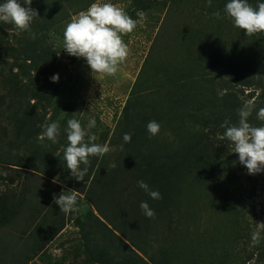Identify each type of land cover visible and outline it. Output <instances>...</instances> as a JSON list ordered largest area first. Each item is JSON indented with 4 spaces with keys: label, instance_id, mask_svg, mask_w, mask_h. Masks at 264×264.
Here are the masks:
<instances>
[{
    "label": "rangeland",
    "instance_id": "obj_1",
    "mask_svg": "<svg viewBox=\"0 0 264 264\" xmlns=\"http://www.w3.org/2000/svg\"><path fill=\"white\" fill-rule=\"evenodd\" d=\"M157 1L155 7L143 9L148 0H111L116 6L123 8L133 19H140L136 15L138 10H143L146 13V19L143 22L138 23L131 33L122 35L123 41L128 45L129 53L114 76L98 74L93 76L83 59L70 56L63 50L65 26L79 13H73V5L70 7L64 5L65 11L69 13L68 18L45 32L47 50L44 51L48 53V63L34 69L30 61L27 60L26 67H23L26 71L30 70L29 75L21 79L26 95L30 97L37 92L39 93L35 99L30 101V104H37V117L40 124H35L33 139L27 146L19 144L13 134L12 126L7 123L12 115L11 112L16 111V105H13L8 111L6 105L10 103L8 94L10 91L3 89L4 83L0 82V97L3 100L0 110H4L0 113V153L4 152L5 154L4 159L0 158V196L6 199L9 205L13 204L14 206L18 203L17 198H25L24 203H22L21 214H17L14 219L8 221L0 229V264H117V260L119 263L121 254L114 260V252L110 250V247L116 243L114 235L121 238L123 242H128L118 232H109L98 226L97 222L89 215V213H94L95 216L97 214L85 195L92 178L98 173L105 172L104 166L106 164L111 165L115 162L120 153L119 148L124 143L122 138L124 132L131 133L139 124L141 125L143 116L149 111L148 103L152 104L154 97H160L161 103V98L165 93L163 86H159L162 94L145 93L137 95L132 93L133 84L143 69L145 59L150 58V61L152 60L151 67H149L150 64L144 67L147 70L145 73L151 71L155 65L162 61H169L170 64L174 62L175 66L179 63L183 66L184 58L188 54L186 53L188 45L182 44L181 48L176 49L174 44L180 46V42L192 43L188 39L193 32L192 28L198 35L200 34L205 19H199V14H207L204 16L210 21L209 23H212L213 29L210 30L211 26H204V31L202 30L203 37L210 40L208 47H211V50L201 58L198 72L205 76L206 81L210 78L214 79L211 88L220 95L224 93L223 89L225 88L221 82L225 83V86L231 87L243 103L252 101L259 95L260 89L256 83L248 89H241L239 85L246 81L251 82L249 74H240L235 78L231 75L227 76L221 65L223 61L219 62L225 55L234 54L236 49V42L233 43L232 35L229 34L233 33L232 30L235 28L233 23L222 25V28L227 29L226 32L222 31V37H219L220 41H218L216 36L210 35V32L216 30L215 26L220 20V15L219 13H212L207 1L189 0L186 4L181 5H171L169 4L170 0H167L165 5L161 4V0ZM160 33L162 35L159 38ZM164 36L169 38L165 39ZM223 42H227L232 48H228L230 50L227 51ZM14 43L15 40L10 32L3 31L0 62L5 61L7 68H10V65L19 57L18 47ZM211 43H213L212 46ZM240 44L242 45L244 42L241 41ZM196 54L194 53V55ZM20 58L23 59V57ZM247 60L252 64L251 59L247 58L245 62ZM240 64L239 57L235 56L234 66L239 67ZM54 73H59L58 82H52L50 79ZM207 84L211 86L210 82ZM238 90H243V94ZM46 91L52 95L51 98L49 97L48 103L41 96ZM248 92H253L251 98L248 96ZM16 93L17 97H21L18 96L22 95L20 91H16ZM208 95L209 91H207ZM45 96L48 98L47 95ZM16 99L14 98V101ZM128 103L133 107L125 116V106ZM56 107L58 110L55 120L60 123L61 136L55 144L47 140L41 143L37 138L42 131L41 125L52 121ZM43 108L45 109L43 110ZM93 117L96 120V126L90 129V132L97 137L95 143L108 144L112 150L102 158L90 157L89 179L77 181L71 176L63 159L64 147L67 144L63 129L67 126L68 119L76 118L81 121L82 126H86L88 120ZM202 121V117L195 115L191 118L187 117L183 123V128L186 132H192ZM177 125L175 120L169 124H161L157 135L162 136L164 134L169 140H173V132H171L170 127L175 126L177 128ZM160 143L162 141L151 143L146 138L139 137L136 144L138 150L133 152L136 157L135 160L145 152V158L147 154L159 158L162 154ZM31 164H35L39 171H36L33 176L26 177L28 173L24 167H29ZM242 173H238V175L242 177L243 191L242 187L230 189V193L234 195L230 203L232 208L235 207V211L239 213L240 222L237 226L239 234L242 233L241 227L253 234L251 243L247 245V248L250 249L264 229V215L261 211V204L264 202V189L262 184L258 182L255 191L252 192L250 181ZM246 174H248L247 171ZM201 176L198 175V177ZM253 176L257 180L260 177L258 173L253 174ZM59 177L64 178V184L58 180ZM25 179L30 187L29 192L22 189V183ZM196 179L199 185L207 188L209 183L207 180L204 178ZM236 185L237 183L234 182V186ZM117 188L121 197L126 198L128 191L122 190L121 183L117 185ZM211 189L213 188L211 187ZM62 191H65V194L76 195L77 202L81 207L75 213L60 212L54 197ZM213 197L211 196L212 200ZM195 208L197 210L195 224L189 215L183 220L186 223L185 227L192 230L194 243L189 252L186 253L184 252L186 249L177 242V251L183 252L181 257L188 261H197L198 264H220L221 260H224V263L221 264H238V259L243 257L242 254L238 255L243 242L239 237H235L236 231L232 227H226L228 224L227 214L221 215L224 218L222 220L224 221L223 225H221L220 219H218L220 216L215 214L214 218L210 209L205 208L201 201ZM39 210L42 211L40 215H38ZM43 215L46 216L44 218L47 221L44 219L45 223L40 224ZM172 217L175 220L176 214L173 213ZM156 219L157 215L151 219L153 221L150 226L152 236L149 237L151 241H148L150 243L149 247L146 248V255L137 252L144 259H147L148 255L156 254L157 243L154 239L161 241L165 235L164 227L160 232L155 228ZM102 221L104 222V219ZM39 224L50 231L53 230V232H51L50 241L43 246L40 254L33 256L34 243L32 237L35 236L37 229L40 232L43 230L37 226ZM106 225L111 228V224L106 223ZM171 226H175L174 222ZM25 229L26 233L19 236V233ZM215 238L220 240V244L214 245L211 242ZM198 239H200L201 245L196 248L195 243ZM93 248L96 250L92 251ZM104 250H108L107 253ZM94 255L100 256V263L94 259L95 257L93 258ZM155 258L158 260L159 256L156 255ZM257 260L258 255L255 254L253 259L248 263L246 261L245 264H256Z\"/></svg>",
    "mask_w": 264,
    "mask_h": 264
},
{
    "label": "trees",
    "instance_id": "obj_2",
    "mask_svg": "<svg viewBox=\"0 0 264 264\" xmlns=\"http://www.w3.org/2000/svg\"><path fill=\"white\" fill-rule=\"evenodd\" d=\"M93 1L32 0L31 7L38 11L39 18L32 22L30 31H20L13 24L0 22V49L2 47L3 31H8L12 35V38H14V45L18 47L19 53V57L10 65V68H7L5 61L0 62V82L4 83L3 89L10 91L8 93L10 103L6 105L8 106V111L13 105H16V111L11 112L12 115L7 123L12 126L13 134L19 144L29 145L34 136L35 124H40L37 117V104H30V101L35 99L39 93H33L34 95L30 97L27 96L25 89L23 90L24 85L21 82V79L28 76V72H30V70L26 71L23 68L24 66L26 67V61H30L34 69L48 63L49 56L44 51L47 50L45 32L68 18L69 13L65 11L64 5H69V7L73 5L72 11L73 13H77L86 9ZM187 1L189 0H170L169 4L181 5L186 4ZM204 1L208 2L212 13H219L220 15V20L217 21V26H215L216 30L210 32L211 36H216V40L220 41L219 37H222V31L226 32L225 30L227 29L222 28V25L232 23L225 13L226 0ZM160 2L163 5L167 4V0H161ZM157 3V0H148L147 5L143 9H151ZM249 3L255 7L258 0H249ZM204 15L207 14H199L198 17L201 20L205 19L203 21L204 26H211L210 30H212V23H209L210 21ZM191 30L193 32L188 39L192 43L180 42V46H177L176 43L174 44L176 49L178 47L181 48L182 44L188 45L186 48V53L188 54L184 58L183 66L179 63L175 66L174 62L170 64L169 61H162L158 65H155L151 71L145 73L147 70L144 67L147 64H150L149 67H151L152 64L150 58L145 59L143 69L133 84L132 93L137 95L145 93L162 94L159 86H163L165 93L161 98V103L160 97H154L152 104L148 103L149 111L143 116L140 122L141 125L139 124L130 133L131 141L128 143L124 142L122 144L123 148H119L120 153L114 162L116 166L112 167L113 163L111 165L106 164L104 166L105 172L98 173L92 178L85 195L97 214L95 216L94 213H89V215L97 222L98 226L105 228L109 232H118L128 242H123L121 238L114 235L116 243L114 246L111 243L112 247H110V250L114 252V260L121 254V259L119 263L117 260V264H198L197 261H188L181 257L183 252L181 250L177 251V242L186 249L184 251L186 253L192 248L191 246L194 243L192 230L185 227L186 223L183 220L189 215L195 224L197 216L195 206L200 201L205 208L210 209L211 215L214 218L215 214L220 216L218 219H220L221 225L224 222L222 221L224 219L223 216L227 214L228 224L226 227H232L236 231L235 237H239L243 242L241 251L238 254H242L243 257L237 258L239 260L238 264H245L246 261L248 263L253 259L255 254L258 255L256 264H264V229L261 231L256 243L248 249L247 245L251 243L253 234L242 227L240 228L242 233L239 234L237 230L240 222L239 213L235 211V207L232 208L230 203L234 197L230 193V189L242 187L243 191L242 177L238 173L244 172L242 174H245L250 181L252 192H254L258 182L262 184L264 189V171L258 173L260 175L258 180L253 174H246L247 169L240 165L238 154L232 152L233 147L228 141L221 139L224 132L221 124L225 120L229 124L238 123V110L244 103L240 101L237 93L231 87L225 86L226 84L223 82H221V85L225 87L223 89L224 93L220 95L215 92L211 88L214 79L210 78L206 81L205 76L198 72L201 58L211 50V47H208L210 40L203 37L202 30L199 35L194 31V28ZM232 32L229 34L232 35L233 43L234 41L236 42L234 54L225 55L219 62L223 61L221 65L227 76L231 75L235 78L240 74H249L251 82L246 81L239 84L241 89L253 87L254 83L260 89L259 95L251 101L256 105V109H254L252 115L249 117L251 124L259 126L264 123L256 119V110L264 107V32L247 36L243 30L237 27ZM33 33H35V38H33ZM161 35L162 33L159 34V38ZM241 41L244 44L241 45ZM227 42L223 43L226 45L227 51H229L230 49L228 48H232V46H229ZM212 45L213 43H211ZM194 53L197 54L194 55ZM235 56H238L241 62L239 67L234 66ZM20 57H23V59L21 60ZM199 58L200 60H198ZM247 58L253 61L252 64L249 60L245 62ZM207 82H210L211 86ZM258 83L260 84L258 85ZM16 91L21 92L22 95L18 96L22 98L17 97ZM207 91H209L208 96ZM239 92L243 94L244 91L240 90ZM247 94L250 98L253 96V92H248ZM41 96L43 100H46V103L49 102V97H52L50 92L47 93V91L45 94H41ZM14 98H17L16 101H14ZM191 101L194 102L191 104ZM2 102V97H0V109ZM132 107L130 103L125 106V116H127ZM57 108H55L52 121H56L55 119H57ZM2 112L4 110H0V113ZM194 115L202 117L203 121L192 132H186L183 128L185 118H191ZM151 120H156L160 125L169 124L175 120L178 124L177 128L175 126L170 127L171 132H173V140H169L164 134L162 136H150L147 131V123ZM139 137H144V139L146 138L151 143L162 141L159 144L162 151L161 156L154 158L150 154H147L145 158V152L135 160L136 157L133 152L138 150L136 144ZM4 156V152H1L0 158L4 159ZM24 168H26L28 173L26 177L33 176L36 171H39L35 164ZM89 174V172L86 174L85 181L89 179ZM198 175L202 176L198 177ZM196 178L207 180L209 182L207 188L199 185ZM26 179L22 183V189L29 192L30 187ZM141 179L145 180L151 189L159 190L162 198L153 200L140 189L137 181ZM58 180L64 184L65 180L63 177H59ZM234 182L237 183L236 186H234ZM120 183L122 190L128 191L126 198L121 197L119 190H117V185ZM211 196H214L213 200ZM145 200L154 209L155 216L157 215L156 223L154 222L155 228L160 232L164 227L165 231V235L161 241L154 239L155 243H157V252L154 255H148L147 259H144L137 253L141 252L143 255H146V248L149 247L150 243L148 241H151L149 237L152 236L150 229L153 222L152 218L146 217L140 208V202ZM17 201L16 206L13 204L9 205L6 199L0 196V229L8 221L14 219L17 214H21L22 203H24L25 198H17ZM261 205L262 215H264V202ZM41 213L42 211L39 210L38 215ZM173 213L176 214L175 220L172 217ZM221 215L223 216L221 217ZM44 217L46 218L44 215L41 217L40 220L42 221L40 224L45 223L43 221ZM102 219H104V222ZM172 222H174V227L171 226ZM106 223L111 224V228ZM40 224L37 226L43 228V230L40 232L37 229L35 236H31L34 243L33 256L40 254L43 246L50 241L51 232H53V230L50 231ZM25 231L26 229L22 230L19 236L24 235ZM177 234L179 238L176 237ZM211 242L214 245L220 244V240L216 238ZM195 244L196 248L200 247V239L196 240ZM95 250L96 248L92 249V251ZM107 251L104 250L106 253ZM156 255L159 256L158 260L155 258ZM127 257L129 258L127 259ZM93 258L98 263L101 262L99 255H94ZM221 263H224V260H221Z\"/></svg>",
    "mask_w": 264,
    "mask_h": 264
},
{
    "label": "clouds",
    "instance_id": "obj_3",
    "mask_svg": "<svg viewBox=\"0 0 264 264\" xmlns=\"http://www.w3.org/2000/svg\"><path fill=\"white\" fill-rule=\"evenodd\" d=\"M31 5L32 0H0V22L13 24L20 31H30L32 22L39 18L38 11ZM225 13L234 27L243 30L247 36L264 32V0H258L255 7L249 0H226ZM136 15L139 20L133 19L111 0H94L86 10L76 14L65 26L63 50L70 56L83 59L93 76H114L129 53L122 35L131 33L138 23L146 19L143 10H138ZM32 35L35 38V33ZM50 79L52 82H58L59 73H54ZM254 109V102H245L238 110V123L229 124L225 120L221 124L224 128L221 139L229 142L233 147L232 152L238 154L240 165L244 166L250 175L264 171V123L254 126L249 122ZM256 119L264 122V107L256 110ZM95 126L94 117L88 120L86 126H82L80 120L71 118L63 129L67 140L63 159L71 176L77 181H84L90 157L102 158L112 150L108 144L95 143L97 137L90 132ZM41 128L42 131L37 137L39 142H58L61 136L59 121L43 124ZM147 131L150 136L157 135L160 131L159 122L149 121ZM122 138L128 143L131 141V134L124 133ZM111 166L116 165L113 163ZM137 185L153 200L162 198L159 190L151 189L145 180H138ZM54 199L60 212L65 214L75 213L81 207L76 195L65 194V191ZM140 208L146 217L154 218L155 211L148 201H141Z\"/></svg>",
    "mask_w": 264,
    "mask_h": 264
}]
</instances>
